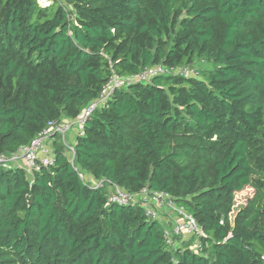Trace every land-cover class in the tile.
I'll return each instance as SVG.
<instances>
[{
	"label": "trees",
	"instance_id": "trees-1",
	"mask_svg": "<svg viewBox=\"0 0 264 264\" xmlns=\"http://www.w3.org/2000/svg\"><path fill=\"white\" fill-rule=\"evenodd\" d=\"M159 64L196 73L118 89L73 163L56 134L48 167L0 166V264H264V0H0V154L76 118L113 73ZM76 168L168 191L202 250L169 248L162 222L107 205Z\"/></svg>",
	"mask_w": 264,
	"mask_h": 264
},
{
	"label": "built area",
	"instance_id": "built-area-1",
	"mask_svg": "<svg viewBox=\"0 0 264 264\" xmlns=\"http://www.w3.org/2000/svg\"><path fill=\"white\" fill-rule=\"evenodd\" d=\"M40 1L44 2V5L52 3V0ZM172 73L190 77L196 71L191 67H166L159 64L130 76L113 73L102 87L99 96L91 101L76 118L50 121L29 144L22 146L16 152L1 153L0 166L4 168L21 166L29 173L41 171L42 168L48 167L54 162L55 152L52 141L56 134L66 145L69 159L73 163L75 147L74 142L69 138L70 133L75 132V135H84L87 119L97 109L106 105L118 89L136 83H146L155 76ZM77 170L80 177L88 182L92 188L106 191L107 205L115 203L122 206L140 207L144 210L148 220L162 222L165 243L169 248L176 250L184 242H191L190 248L194 252L202 250V238L205 236L202 226L196 217L168 191L151 190L148 186H144L139 191L130 192L108 178H95L83 170ZM231 219L233 218L231 217Z\"/></svg>",
	"mask_w": 264,
	"mask_h": 264
},
{
	"label": "rangeland",
	"instance_id": "rangeland-1",
	"mask_svg": "<svg viewBox=\"0 0 264 264\" xmlns=\"http://www.w3.org/2000/svg\"><path fill=\"white\" fill-rule=\"evenodd\" d=\"M41 2V4H45L44 2H42V1H40ZM199 67H204V66H206V64L205 63H202V62H200V61H198L197 63H196ZM63 120V119H62ZM74 133V135H75V132H73ZM74 139L75 138H73V142H74ZM250 193H251V189H245V191H243V192H239V193H237L236 195H235V199H234V205H233V208H232V211L230 212V218L232 217L233 219H234V216H235V214H236V212L241 208V207H243L244 205H245V199H246V197L248 196V195H250Z\"/></svg>",
	"mask_w": 264,
	"mask_h": 264
},
{
	"label": "crops",
	"instance_id": "crops-1",
	"mask_svg": "<svg viewBox=\"0 0 264 264\" xmlns=\"http://www.w3.org/2000/svg\"><path fill=\"white\" fill-rule=\"evenodd\" d=\"M69 138H70L71 140H73V138H74V133H70Z\"/></svg>",
	"mask_w": 264,
	"mask_h": 264
}]
</instances>
